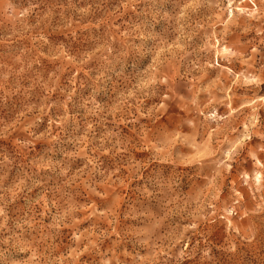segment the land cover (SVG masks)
Masks as SVG:
<instances>
[{
    "label": "rangeland",
    "instance_id": "1",
    "mask_svg": "<svg viewBox=\"0 0 264 264\" xmlns=\"http://www.w3.org/2000/svg\"><path fill=\"white\" fill-rule=\"evenodd\" d=\"M0 264H264V0H0Z\"/></svg>",
    "mask_w": 264,
    "mask_h": 264
}]
</instances>
